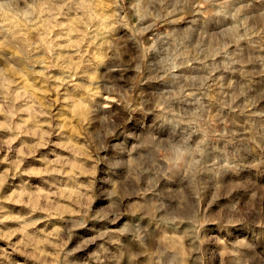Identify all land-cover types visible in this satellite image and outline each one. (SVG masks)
<instances>
[{"label": "clouds", "instance_id": "1", "mask_svg": "<svg viewBox=\"0 0 264 264\" xmlns=\"http://www.w3.org/2000/svg\"><path fill=\"white\" fill-rule=\"evenodd\" d=\"M0 153V193L49 185L0 198L23 264H81L86 219L147 264H205L210 227L228 264H264V0H0Z\"/></svg>", "mask_w": 264, "mask_h": 264}, {"label": "rangeland", "instance_id": "2", "mask_svg": "<svg viewBox=\"0 0 264 264\" xmlns=\"http://www.w3.org/2000/svg\"><path fill=\"white\" fill-rule=\"evenodd\" d=\"M52 100L55 101V94L52 95ZM115 107V105H114ZM60 105L58 103L54 104L53 111H59ZM72 132L78 133L79 129L75 127L73 123ZM19 141L13 147H19ZM46 152L45 149H41L34 158H26L24 164L22 165V171L27 169L29 166L41 167V162L39 157ZM3 153H0V158L3 157ZM51 158V157H49ZM10 164H0V172H4L6 169L10 168ZM47 179V178H45ZM27 181L32 188L29 190H34L36 185L40 187L48 188L49 185L45 184L44 181L37 177L28 176H16L15 179L9 177L8 183L5 185L3 192L0 193V198L10 196L13 191H19V186ZM231 190L233 192L240 188V185H231ZM264 195V190L260 193ZM224 199L225 197H220ZM4 208L8 209V212L13 215L25 216L28 214V209L21 204L11 203L4 201ZM205 211L214 210V212L219 213L221 210L216 207L213 202L212 194L208 195V202L204 205ZM97 216L104 212L102 208L95 209ZM43 213H36L33 219H41V223L37 225V229H41L47 232H51L56 227H65L64 221L58 219H44ZM71 219L68 215L65 216V220ZM19 223L14 220H8L4 224L0 225V228L15 229L19 227ZM107 226V221L102 219H86L83 225H77L73 227V239L69 244V249L73 250V255L75 257L81 258V264H147L144 257L139 256L133 251L125 250L121 245L115 242L116 237L109 239L104 236L103 233ZM30 231H36L35 229ZM209 239L204 240L203 248L205 250V264H208L209 256L212 257V264H217L218 261H222V264H228L227 252L231 249L225 248V244L228 243L224 239V236L219 233V230L215 227H210L208 229ZM20 237L16 236L13 238V243L19 240ZM43 250L54 252L55 249L51 244L42 246ZM0 249H5L8 253L7 258H4V253L0 252V264H17V262L25 261V257L21 256L18 252H13L11 248L7 246L4 241H0ZM71 259V258H70ZM27 264H37L36 261L28 260Z\"/></svg>", "mask_w": 264, "mask_h": 264}]
</instances>
